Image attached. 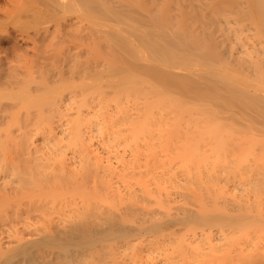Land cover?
<instances>
[{
    "label": "bare ground",
    "instance_id": "1",
    "mask_svg": "<svg viewBox=\"0 0 264 264\" xmlns=\"http://www.w3.org/2000/svg\"><path fill=\"white\" fill-rule=\"evenodd\" d=\"M15 2L23 40L25 28L58 31L67 51L83 45L96 59L94 69L66 61L78 84L39 74L2 90L34 112L20 128L5 114L0 131V264H264V0ZM63 86L79 90L81 107L88 92L102 107L60 124L72 159L54 147L36 156L23 127L38 130L71 101ZM88 123L104 147L128 153L112 162L94 152ZM63 194L80 205L54 216Z\"/></svg>",
    "mask_w": 264,
    "mask_h": 264
},
{
    "label": "rangeland",
    "instance_id": "2",
    "mask_svg": "<svg viewBox=\"0 0 264 264\" xmlns=\"http://www.w3.org/2000/svg\"><path fill=\"white\" fill-rule=\"evenodd\" d=\"M15 1H17V0H0V21H1L0 22V119H1L0 120V131L2 133L4 131L6 133L7 129L8 130L10 129V126H7L10 122L8 121L9 122L8 123L5 120V117H6L5 114L8 115L9 112H10V114H12V112H13V113H16V116L19 115L18 116L19 117L18 124H20V125L17 124V127L19 126L18 128H20V127H22L21 125L25 126L24 125L25 122L27 123V121H25V119L29 116L30 117L33 116V112H34V110H33L34 108L31 105L25 103L26 99H24L25 100V102H24V100H14V99L12 100V99H8L5 97L3 98L2 94L5 91H7V89L12 88L13 86L15 87L17 85V83L19 84V82H21V81L22 82L23 81L24 82L25 81L30 82L32 85L33 84L32 79L33 78L35 80L38 79L41 76V74H43L44 76H46V78H48L47 81L49 82V85L52 83L58 84V83L64 82V81H70L71 84H78L82 81V78L80 77V75L78 76L76 74L77 70L75 72V70H70V69L65 68L66 61L69 60L71 62V60H72V61L80 62L83 64H84V62H87L89 65V68L91 67L94 69V67H92V66H93V64H95V59H96L94 57V55L92 54V52H89L88 50H86L85 48L82 47L83 45L81 47H75V48H72V50L67 51L66 47L64 46V42L60 43L59 41H57L58 36L60 35V33H58V31H56V33L47 34L45 36V35H43L44 30L41 27L39 29H37L36 32H33L32 27L31 28L30 27L25 28V30L28 32V36L23 40L20 37L19 32L21 31L20 29L24 30V27L20 26L21 23L18 20H20V21L23 20L22 18H25L26 14L24 15L25 12L23 14L20 13L21 15L19 16V14L17 13L18 9L16 10L17 12L14 9V7L19 8V7L14 6L17 3H19V1L17 3ZM26 3H27V1H26ZM20 4L22 5V2L19 3V5ZM27 4L29 5V3H27ZM11 8H13V9L10 10ZM9 10L13 13H10ZM8 13L13 14V15H9ZM4 14H6V15H4ZM22 15H23V17H22ZM6 16H7V18H6ZM17 17L18 18L21 17V18L17 20L16 19ZM30 17L31 16L29 15L28 18L32 19ZM2 18L4 20L6 18V20L2 21L3 20ZM28 18L26 17V19H28ZM13 19H16V20H13ZM29 19H28V21L26 20V22H29L30 21ZM16 21H17V23L18 22L19 23L17 24ZM46 23L50 25L52 22H44V23H41L40 26H45ZM51 28H53V27H51ZM23 33H25V32L23 31ZM136 62L139 64L147 63V59H139V60H136ZM41 64H42V66H41ZM64 68H65V70H64ZM67 70H68V72H67L68 74L65 73V71H67ZM90 70H92V69H90ZM39 74H40V76H38ZM65 74H67V75H65ZM37 76H38V78H37ZM66 87L67 86H63L61 88L60 92L64 93V94L62 93V95H66V94L70 95L71 94L70 95L71 101L70 100L66 101V103L65 102H63V103L59 102L60 104H57L59 106L57 108H55L56 112H53V115L52 114L49 115L50 118L48 116V112L50 113L51 111H48L47 114L44 112V115L46 114L48 116V119H47L48 121L43 117L45 121L42 120L43 122L41 121L38 123L39 124L38 130L35 129V127H38V126H35L32 124L33 121H32V123H29V125L32 124L31 125L32 127L27 125L28 126L27 129H25V127H23L24 129L22 128L23 131H25V130L31 131L32 130L31 134H30V132H27L29 134L26 133L27 136H25V137H27L28 139L30 137L31 138L30 141H32V146H34V148L36 147L38 151L39 150L41 151V152L39 151L40 153L36 152V153H38V154H35L36 156L41 154L42 157H44L43 156L44 153L46 154V156H48V154H50L49 152H52L54 149L61 148L62 154L64 155V153H65L64 157H66L67 160L72 159V157L75 155V153L73 152L74 153L73 154V153H71V150L69 148L63 147L62 143L64 142L63 141L64 139L63 140H62V138L60 139V134H58L59 136L57 135L59 127H61L62 123L64 124L65 121H67L69 118H72V117L74 118L76 115L81 116V117L86 116L84 118H86V120H88L89 115H91L93 117L95 116L94 115L95 113L92 115V114H89L90 112H92L93 110L98 111L102 107L101 106L99 109L93 108V106H96V104L99 105V100H98L97 96H95L89 92L86 94V98H85V99H87L88 104L86 103L87 105L84 104L81 107L79 104V101H80L81 97H83V96L80 94L79 90L77 88H72V90L70 92V90H68ZM2 90H5V91H2ZM105 91L110 92V88L105 87ZM72 97H73V99H72ZM142 99H139V102H142ZM121 102L124 106H126L129 114L138 112V106L140 104L135 105L131 100L127 102V98H125V97L121 99ZM137 102H138V100H137ZM99 106H97V107H99ZM103 106H104V104H103ZM46 109H47V107H46ZM104 109L108 114L109 113H112V114L115 113L114 104L111 102L105 104ZM59 110H60V112H59ZM55 113H56V115H55ZM91 118H89L90 121H91ZM23 119L25 122L23 121ZM3 121H6V123H8V124L5 125ZM117 121H119V122L118 123L113 122V125H115V128H118V129L124 131V128H126L127 124L125 122H123L122 119H118ZM12 122H16V121H13V119H12ZM40 123H42V125ZM56 123H58V124H56ZM92 124H93V122H92ZM92 124H90V125H92ZM116 124L118 127L116 126ZM86 125H84L85 127H83V129L85 128L86 131L84 130V132H83L84 135L82 134V136H83V139H84L85 135H86V137L88 136L87 135V132H88L87 128L89 129L88 133L92 132L91 135L89 134V136L92 138V141L90 143H89V141L91 140V138L89 137L90 140L88 137H87L88 139L86 137L85 138H86V140H88V144L90 146H91V144H93L92 148L96 144L95 145L96 149L94 148L96 151H94V152L101 153L102 155H104L103 156L104 158H106V156H107V159L110 158L112 160V162H114V161L118 162L117 161L118 158H116L117 154L120 155L122 153H125V154H126V152L128 153V151H127L128 148H125V146L122 143L118 144L116 141H115V143H113L112 147L111 146L109 148H106V146L104 147L103 144H101L99 142L100 140L98 139L99 138L98 133L93 128H91V126H89V123ZM6 126H7V128H6ZM12 126H13V124H12ZM47 126H48V128L49 127H52V128L48 129V128H46ZM64 126H62V127H64ZM92 126L96 127L95 125H92ZM17 127H15V129ZM56 127H57V129H56ZM40 128L43 129V132H42V129H40ZM90 128L93 129V131H91ZM34 130H36L37 133ZM53 134H55V135H53ZM37 139H39L40 141ZM47 140H49V142ZM96 140L97 141L99 140L98 141L99 144L96 143ZM47 142L49 143V145L47 144ZM52 144H54V145H52ZM1 146H2V144L0 145V147ZM48 146L51 147V148L49 147V149H51V151L48 150ZM7 147L10 148V146H6V148ZM53 147H54V149L52 150ZM45 148L47 150H45ZM124 148L126 149V152H125ZM100 149H102V150H100ZM105 149H107L108 152H105V151H107ZM23 151H26V150L24 149ZM26 154L27 153H25L24 155L22 154L23 155L22 157L23 158L26 157ZM71 154L73 156H71ZM143 156H141V159H143ZM46 162H47V160H46ZM138 170H141V169H138ZM113 179L116 181V178L111 179V182L113 183V186H114L115 181H112ZM64 184H66V183H63L62 185H64ZM86 184L90 185L92 187L91 182H89V183L86 182ZM60 186H61V184L59 185V188L61 189ZM53 197L55 198V196H53ZM80 199H81V197L79 198L77 196V194H75V195L63 194L62 196H57L55 200L52 199L54 201V205L52 204L53 205L52 215H54V216H56V214L59 215L57 212L63 213V212H60L62 210L67 211L68 208L72 207V205L73 206H75V204L80 205V203H79ZM50 201H51V198H50ZM70 202H72V204ZM76 202H78V203H76ZM51 203H53V202L51 201ZM153 207L154 206H152L151 209Z\"/></svg>",
    "mask_w": 264,
    "mask_h": 264
}]
</instances>
